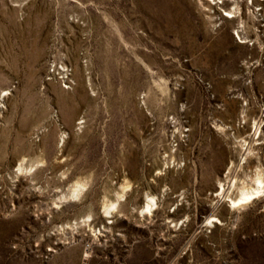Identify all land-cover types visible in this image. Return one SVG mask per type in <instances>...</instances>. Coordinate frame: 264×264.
<instances>
[{"label":"rangeland","instance_id":"374dc122","mask_svg":"<svg viewBox=\"0 0 264 264\" xmlns=\"http://www.w3.org/2000/svg\"><path fill=\"white\" fill-rule=\"evenodd\" d=\"M260 177L264 0H0V264H264Z\"/></svg>","mask_w":264,"mask_h":264},{"label":"bare ground","instance_id":"6f19581e","mask_svg":"<svg viewBox=\"0 0 264 264\" xmlns=\"http://www.w3.org/2000/svg\"><path fill=\"white\" fill-rule=\"evenodd\" d=\"M264 191V180L260 177L256 179V183L251 191H244L242 195L236 199H230L231 205L238 207L243 203L249 202L251 199L258 197ZM154 198L151 197L150 202H153ZM152 204L148 203L147 207L151 209Z\"/></svg>","mask_w":264,"mask_h":264}]
</instances>
